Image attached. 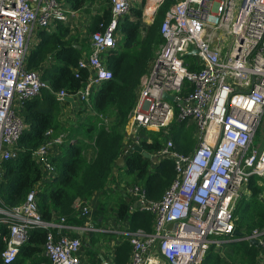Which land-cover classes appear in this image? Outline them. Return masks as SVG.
<instances>
[{
	"label": "built area",
	"instance_id": "2783aa9c",
	"mask_svg": "<svg viewBox=\"0 0 264 264\" xmlns=\"http://www.w3.org/2000/svg\"><path fill=\"white\" fill-rule=\"evenodd\" d=\"M102 1L110 9V20L102 31L90 33V49L74 68L75 77L79 69H87L89 75L75 94L57 91L62 101L63 96H74L79 103L87 102L96 86L111 77L103 53L115 47L117 24L129 5L128 0ZM160 2L144 0L140 19L146 25ZM73 14L59 0H0V174L1 163L16 156L15 145L24 127L17 107L47 88L37 71L24 66L31 33L34 28L48 29L55 21L66 22ZM159 31L164 41L140 77L127 120L134 144L142 139L143 129L161 131L162 145L149 153L150 160L171 158L174 163V178L158 200L147 199L138 186L127 189L132 200L129 210L150 213L152 231L112 230L90 222V204L99 192L72 203L83 225H65L62 217L46 222L36 206V189L31 188L17 206L6 207L0 200V225L5 228L2 264L13 261L33 228L46 231L42 254L49 264H86L81 260V240L68 233L73 228L120 238L127 235V264H201L210 245L250 238L260 245L253 264H264V229L239 238L232 235L235 202L248 193L250 176L264 173V137L255 142L264 119V0H176L165 12ZM227 37L230 42L223 50ZM163 92L173 97L171 102L161 97ZM173 120L193 125L197 143L188 154L172 149L166 131ZM50 145L45 141L32 153L46 177L53 174L45 157ZM130 147L122 145L121 156ZM52 228L64 231L55 235ZM95 264H113L112 257Z\"/></svg>",
	"mask_w": 264,
	"mask_h": 264
},
{
	"label": "trees",
	"instance_id": "16d2710c",
	"mask_svg": "<svg viewBox=\"0 0 264 264\" xmlns=\"http://www.w3.org/2000/svg\"><path fill=\"white\" fill-rule=\"evenodd\" d=\"M64 1L69 8L78 9L85 0ZM175 1L161 0L152 20L143 28L137 19L144 0H140L142 5L133 10L134 20L126 14L119 19L116 45L103 53V61L111 77L96 86L87 102L78 103L76 118L71 124L59 119L63 101L55 93L63 90L73 95L82 88L89 73L87 69H79L75 77L76 62L90 49L89 33L102 31L108 24L110 9L104 6L92 16L87 24V35L81 37L79 48L72 44L67 22L55 21L48 29L35 30V39L28 48L24 66L37 71L47 88H41L37 95L24 100L17 107L24 127L15 145L16 156L1 163L0 200L4 206L19 205L26 193L35 188L34 199L44 221L57 222L62 217L63 224L78 226L82 220L72 208L75 199L88 198L94 192L104 197H110L112 193V197L116 196L117 199L112 220L118 229L129 232L141 229L145 233L152 231L153 217L150 213L129 210L132 200L127 189L138 186L147 199L158 200L174 178L173 160L163 158L151 162L139 152L130 151L120 165H116L115 161L122 153L123 130L135 105L140 77L164 41L159 31L160 24ZM46 131H49L48 135H45ZM141 133L143 136L138 145L143 151L154 153L161 147L164 138L161 131L143 129ZM167 135L172 140L173 151L178 154H188L194 148L193 125L186 121L173 120ZM57 137L59 141H53ZM255 137L256 142L258 132ZM45 141L51 142L45 157L53 168V174L47 177L39 161L32 156L33 151ZM115 170H121V174L114 175ZM255 177L261 176H250L246 185L248 193L242 194L233 207L235 228L244 234L254 229H264V201L258 199L264 191V179L261 177L263 183H258ZM112 179L115 181L112 182ZM128 179L131 184L127 188L124 181ZM122 180L123 185L119 183ZM112 183L120 188L118 195L113 193L110 187ZM51 230L55 235L64 231ZM4 231V226L0 225V252L3 248L1 234ZM68 233L75 236L71 231ZM45 234L46 231L41 228L29 230L27 241L18 247L15 258L9 264H49L42 254ZM92 235L98 240H105L114 234L96 231ZM214 248L213 244L208 247L201 264H253L258 256L257 247L246 240L226 243L225 249H230L225 253L226 260L221 259ZM129 249L127 235L122 234L120 240L114 241L111 246L112 263L127 264Z\"/></svg>",
	"mask_w": 264,
	"mask_h": 264
},
{
	"label": "crops",
	"instance_id": "0c3cea01",
	"mask_svg": "<svg viewBox=\"0 0 264 264\" xmlns=\"http://www.w3.org/2000/svg\"><path fill=\"white\" fill-rule=\"evenodd\" d=\"M60 2L62 3L64 8L74 11L73 17L67 19L66 22L70 26L69 35L72 36V44H74L75 47L78 46L79 48L78 44L81 43V37L87 35L88 22L90 21L92 16L98 14L103 9V7L107 5L102 0H85L81 5V7H79L78 9H72L67 6V3H65L64 0H61ZM128 5H129V10L127 11L126 14L128 18L134 20V18L136 17L134 15L133 10L138 9L142 4L140 3V0H128ZM140 18H141V11H140V16L138 17L137 20H139V24L141 28L147 26L146 21L141 20ZM34 32L35 31H32L30 38L32 44L35 39ZM117 37H118V31L116 32V38ZM88 44H90L89 36H88ZM72 97H73L74 105L71 106V104L65 100H63L62 102V109L59 119L65 124L73 123L74 119L76 118L75 111L79 102L76 97L74 96ZM133 134L134 132H132V129L129 126V122H127L123 130V139H124L122 144L123 147L126 146L127 144H130L131 146L134 144L135 137L132 136ZM142 136L143 133H140L139 138H141ZM123 157L124 156H122V158ZM98 195H100V193H96V195L94 194L90 204V222H93L95 225H98L100 227L106 226V227H112V230L118 229L114 221L111 220L113 219V216L112 218L107 219L104 218L102 215H97V213L95 212V207L97 206V203H101L102 206H104L105 203V200H103V198L101 197H98ZM104 220L105 222L103 223L102 221ZM110 223L112 224V226ZM83 224H84V220H82L81 224L78 226H81ZM93 233L94 232L82 231L80 235L75 234V236H77L82 242V246L80 248V255H81V260L86 264H95L101 258L112 257L111 246L114 241L118 242L120 240V237L117 235H113L112 237H107L105 240H98L96 237L92 235Z\"/></svg>",
	"mask_w": 264,
	"mask_h": 264
},
{
	"label": "rangeland",
	"instance_id": "374dc122",
	"mask_svg": "<svg viewBox=\"0 0 264 264\" xmlns=\"http://www.w3.org/2000/svg\"><path fill=\"white\" fill-rule=\"evenodd\" d=\"M37 28H34V30L33 31H35ZM229 42H230V38L229 37H227L226 39H225V41L222 43L223 45H224V47H223V50H226L227 49V46L229 45ZM194 129V128H193ZM149 131H152V130H149ZM155 132V131H154ZM167 132V131H166ZM193 136H194V138H195V140H196V142H195V145H196V143H197V138H196V136H195V133H194V131H193ZM264 137V119H263V125H262V127L260 128V131H259V137H258V140L260 139V138H263ZM257 140V141H258ZM139 142V141H138ZM194 145V146H195ZM120 157H122V156H120ZM148 161H151L150 159L148 160ZM152 162V161H151ZM150 166H151V164H150ZM118 174V173H120L121 174V170L120 171H116L115 170V172L113 173L114 175L115 174ZM255 179H257L258 181V183L260 182V183H263V179L261 178V177H255ZM113 180L114 179H112V182H113ZM116 180H117V178H116ZM129 180V179H128ZM115 181V180H114ZM124 180H122L121 182H119V183H121V185H123L122 184V182H123ZM115 184L116 183H112L111 185H110V187H111V189H113V191H114V193L115 194H117L118 195V193H117V190L118 189H120V188H117L116 186H115ZM124 184H126V186H127V188L129 187V185L131 184V182H130V180L129 181H124ZM113 185V186H112ZM117 186H118V184H117ZM108 191V190H107ZM109 192H112V190H110ZM263 193H264V191H262ZM261 195V194H260ZM258 196V199L260 200V201H264L263 199H262V195L261 196ZM99 197H101V198H103V200H105V203H104V206H102L101 205V203H97V206L95 207V212L97 213V215H102L104 218H107V219H109V218H112V211H113V209H114V207H115V201H117V199H116V196H115V198H113L112 199V193H111V195H110V197L108 198V197H104V196H99ZM99 200H102V199H99ZM112 220V219H111ZM225 246H226V243H223V244H221V245H219V246H215V250L218 252V254L221 256V259H225L226 260V256H225V253H228L229 251H230V249L229 248H226L225 249Z\"/></svg>",
	"mask_w": 264,
	"mask_h": 264
},
{
	"label": "water",
	"instance_id": "95a60500",
	"mask_svg": "<svg viewBox=\"0 0 264 264\" xmlns=\"http://www.w3.org/2000/svg\"><path fill=\"white\" fill-rule=\"evenodd\" d=\"M158 6V4H157ZM156 6V7H157ZM155 7V8H156ZM76 48H78V46H76ZM195 52V50H192ZM191 52V51H190ZM188 52V54L190 53ZM161 97L163 99H166L168 101H172L173 97L171 95H169L168 93L166 92H163ZM63 100L65 101H68L71 106L74 105V102H73V97L72 96H63L62 97ZM130 151H136V152H139L145 159L149 160L151 159V155L145 151H143L141 149V147L138 145V144H133L131 147H130ZM123 158L122 157H118L115 161L116 165H120L121 162H122ZM263 179H264V173L262 174L261 176ZM71 232H73L74 234H77V235H80L81 234V230L79 228H73L71 230ZM232 235L235 237V238H239V237H243L245 236V234H243L241 231H239L237 228H234L233 231H232ZM249 244H252L253 246H256V247H259V242L256 240V239H253V238H250V239H247L246 240Z\"/></svg>",
	"mask_w": 264,
	"mask_h": 264
}]
</instances>
